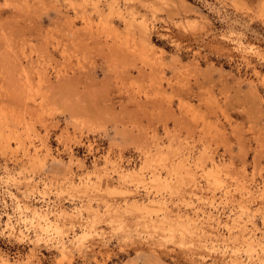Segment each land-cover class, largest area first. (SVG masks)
Masks as SVG:
<instances>
[{
  "label": "rangeland",
  "instance_id": "rangeland-1",
  "mask_svg": "<svg viewBox=\"0 0 264 264\" xmlns=\"http://www.w3.org/2000/svg\"><path fill=\"white\" fill-rule=\"evenodd\" d=\"M111 1L0 0V198H11L0 213L60 239L0 237V261L264 264V0H115L114 12ZM132 168L169 182L155 199L171 215L206 216L205 250L154 243L135 215L113 220L154 196L119 178ZM51 194L44 231L23 205Z\"/></svg>",
  "mask_w": 264,
  "mask_h": 264
},
{
  "label": "bare ground",
  "instance_id": "bare-ground-1",
  "mask_svg": "<svg viewBox=\"0 0 264 264\" xmlns=\"http://www.w3.org/2000/svg\"><path fill=\"white\" fill-rule=\"evenodd\" d=\"M115 0H112L111 1V3L109 4V8H110V10L112 11V12H114V2ZM117 10V9H116ZM115 10V11H116ZM120 11V10H119ZM119 11H116V13L117 14H119V15H121V13L119 12ZM130 14V13H129ZM131 15V14H130ZM132 16V15H131ZM124 17V16H123ZM129 17V16H128ZM134 18V17H133ZM144 18V17H143ZM133 20V19H132ZM132 22H134V25L135 26H137L139 29H140V33H142L143 35L147 32L146 30H147V28H146V24H145V22L143 21V19L142 20H140V21H138V22H136V20L134 19V21H132ZM147 22V21H146ZM186 22V21H185ZM186 24V26H189V24L190 23H185ZM192 24V23H191ZM178 25V24H177ZM131 26V25H130ZM129 26V27H130ZM183 26V25H182ZM127 28V27H126ZM131 28V27H130ZM182 28V27H181ZM187 29V28H186ZM165 34V33H164ZM137 39V38H136ZM150 40V39H149ZM140 42H142L141 44H143V42L144 41H140ZM146 43V42H145ZM145 43H144V45H145ZM175 43H176V41H175ZM151 46H153V45H151ZM143 47H145V46H143ZM148 47V45L145 47V48H147ZM1 142V141H0ZM182 143V142H181ZM161 149V148H160ZM153 151V150H152ZM151 152V151H150ZM144 153V152H143ZM152 153V152H151ZM161 154H163V153H161ZM144 155V154H143ZM138 157V156H137ZM195 157V156H194ZM175 161V160H174ZM150 162V161H149ZM153 162V161H152ZM155 162H156V160H155ZM158 162H160V161H158ZM162 163V162H161ZM172 163V162H171ZM175 164H176V162H175ZM180 164V163H179ZM186 164H187V162H186ZM178 165V164H177ZM115 166V165H114ZM149 166V165H148ZM164 166V165H163ZM180 166V165H179ZM186 166V165H185ZM195 166V165H194ZM215 166H217L216 164H215ZM118 167H121V166H118ZM117 167V168H118ZM175 167V166H174ZM182 167H183V165H182ZM214 167V166H213ZM122 168V167H121ZM170 168V167H169ZM179 168L180 167H178V168H176L177 170H179ZM216 168V167H215ZM141 169V168H140ZM140 169L139 168H137V169H134V168H132V169H129L128 171H124V172H120L121 174H120V176H119V178H121V179H128L129 180V178L131 177H133L132 179H137V182L139 183V184H141V186L143 187V188H145V190L147 191V192H149V189L152 191V193H153V195L154 196H151V195H145V197H147V198H145L146 200H143V201H140V202H138V201H135V200H132L131 198V201L129 202V203H125L124 202V204H126V206H124V207H121L122 209H116L115 211H113L114 213L112 214V218H113V220L121 227V228H123L124 226H125V223L123 222V218L125 217V216H128V215H130V216H133V215H135V220L133 221V223H134V227H135V229H137V230H141V231H144V232H148L149 233V235H151V239L154 241V243H157V244H159L158 243V241H160V243L163 241V240H169V242L171 241V242H173V243H175L179 248H181L182 250H184V251H186V252H189L190 253V251H192L193 249H197V250H205V248H206V246H205V244L202 242L203 240V232H204V234H205V231L207 230V229H204L205 228V226H203L204 225V222H202V220L206 217H204L202 220L200 219V220H198V219H193L192 217H190V216H188V215H185L184 213V215L183 214H180V213H178V211L176 212V213H174L173 215H171L170 214V212L172 211H166V210H168L167 208H166V204L164 203V200H162V201H160V200H158V199H155V198H158L159 196H161V195H164L163 194V192H161V189L162 188H168V187H170V185H169V182L168 181H165L166 179L165 178H163V179H165V180H163L162 181V183H161V178L159 179V177L158 176H154L152 179H150V181L149 182H147V184L146 183H144V179H143V177L141 178V176H139V174H140ZM164 169V168H163ZM182 169H186L185 167H183ZM216 169H218V168H216ZM170 170V169H169ZM175 170V169H174ZM155 171V170H154ZM153 171V172H154ZM199 171V170H198ZM168 172V171H167ZM166 173V172H165ZM170 173H171V171H170ZM197 173V172H196ZM215 173V172H214ZM218 173V172H217ZM168 174V173H167ZM211 174H213V173H211ZM152 175V174H151ZM187 175H188V173H187ZM192 175V174H191ZM191 175H188V176H190L191 177ZM216 174H213V176H215ZM137 176V177H136ZM174 176H175V173H174ZM219 176V175H218ZM170 177V176H169ZM183 173L182 174H178V180H182L183 178ZM151 178V177H150ZM175 178V177H174ZM174 180V179H173ZM196 180V179H195ZM206 180V179H205ZM214 180V179H213ZM170 181H172V179H170ZM192 181H194L193 179H192ZM98 182V181H97ZM208 182V181H207ZM28 183H30V182H28ZM87 183V182H86ZM130 183H132V182H130ZM134 183H136V182H134ZM173 183V182H172ZM178 183V182H177ZM192 183V182H191ZM213 183V182H212ZM211 183V184H212ZM26 184V183H25ZM105 184V183H104ZM104 184H103V186H104ZM171 184V183H170ZM195 184V183H194ZM216 184H217V182H216ZM220 184V183H219ZM27 185V184H26ZM32 185V184H31ZM78 184H72L71 186H70V192H72V193H74L75 192V189L76 190H78V191H82L83 192V194H86V193H88L89 192V189L88 188H86V185L81 189V185H79V186H77ZM176 185V184H175ZM216 186V185H215ZM218 186V185H217ZM105 188H104V191L103 192H105V193H118V194H123V196H124V194H129V193H127L128 191H130V190H128L127 189V191H125V189L123 190V191H118L117 189H115V188H113V186H110L109 185V183L108 184H106L105 186H104ZM135 187H138V186H135ZM178 187V186H177ZM25 188V187H24ZM26 188H28L27 186H26ZM33 188V187H32ZM86 189L88 190V192L86 191ZM152 189H154V190H152ZM173 189V188H172ZM134 190V189H133ZM132 190V191H133ZM171 190V189H170ZM27 191H29V189L27 190ZM135 192L136 191H140L138 188H135V190H134ZM176 191V190H175ZM61 193H62V191H60ZM99 192V191H98ZM102 192V191H101ZM131 192V191H130ZM24 193V192H23ZM57 193H59V189L57 190ZM57 193H56V195H57ZM92 194V193H91ZM131 194H132V192H131ZM136 194V193H135ZM137 194H139V193H137ZM26 195V194H25ZM169 195V194H168ZM170 195H171V193H170ZM27 197H28V195H26ZM97 196V195H96ZM107 196V195H106ZM126 197V196H125ZM58 198V197H57ZM103 198V197H102ZM101 198V199H102ZM124 198V197H123ZM59 199V198H58ZM129 199V200H130ZM161 199V198H160ZM167 201V200H166ZM25 203V202H24ZM23 203V204H24ZM106 205H108L107 203H106ZM24 206V209H27V208H29V212H30V217H31V219H34L35 221H36V225H37V227L40 229V230H44L45 228H46V224H48V215L51 213H48V212H46V211H43V209L41 210V212H40V210L39 209H41V208H39L38 209V207H34V206H32V207H30L31 205L28 203V202H26L25 203V205H23ZM118 206H120V205H117V207ZM110 207V206H109ZM113 207L114 206H112L111 208L113 209ZM106 208V207H105ZM107 209V208H106ZM105 209V210H106ZM87 211H89L90 212V210L91 209H86ZM111 211V210H110ZM58 212H59V210H58ZM61 212V211H60ZM96 212V211H95ZM180 212H183V211H180ZM185 212V211H184ZM67 214H69L68 212H66ZM58 214V213H57ZM63 215H65V213H63ZM62 216V215H61ZM152 216V217H151ZM211 216V215H210ZM26 217H27V215H26ZM94 217V216H93ZM210 218V217H209ZM208 218V219H209ZM25 219V218H24ZM96 219V218H95ZM207 219V218H206ZM214 219H215V217H214ZM220 219V218H219ZM30 220V219H29ZM93 220V219H92ZM33 221V220H32ZM32 221H30V222H32ZM7 222H9V219H8V217H7ZM50 222V221H49ZM207 222V221H206ZM223 222V221H222ZM221 222V223H222ZM225 222V221H224ZM35 223V222H34ZM54 223V222H53ZM208 223V222H207ZM217 223V222H216ZM57 224V223H56ZM224 224V223H223ZM219 225V224H218ZM227 225V224H226ZM59 226V225H58ZM50 227V226H49ZM48 227V228H49ZM52 227V226H51ZM50 227V228H51ZM35 228V230H36V227H34ZM56 229H55V231L56 230H58V231H60L61 229L59 228V227H55ZM125 228V227H124ZM129 228V227H128ZM133 228V227H132ZM207 228V227H206ZM53 229H54V227H53ZM118 229H120V228H118ZM127 229V228H126ZM209 229V228H208ZM211 229H213V228H211ZM210 230V229H209ZM214 230H215V228H214ZM44 231H46V230H44ZM216 231V230H215ZM242 231V230H241ZM42 232V231H41ZM57 232V231H56ZM63 232V231H62ZM212 232V231H211ZM230 232V231H229ZM127 233V232H126ZM126 233H123V234H126ZM207 233H210V232H208L207 231ZM218 233V232H217ZM221 233V232H220ZM234 233V232H233ZM250 233V232H249ZM131 234V233H130ZM211 234H213V233H211ZM211 234H208V237H210L209 235H211ZM238 234V233H237ZM241 233H239V235H240ZM20 235V237H22V233L21 232H19V233H17V235H16V238H20V237H18ZM40 235L41 234H34L33 236H35L36 238H35V241L37 242V241H40L42 238L40 237ZM55 235V234H54ZM87 235V234H86ZM134 235V234H133ZM216 235H218V234H216ZM216 235H213V238H214V236L216 237ZM231 235V234H230ZM235 235V234H234ZM56 236V235H55ZM74 236V235H73ZM205 236H206V234H205ZM212 236V235H211ZM231 236H233V235H231ZM248 236H250V234L248 235ZM256 236V235H255ZM57 237V236H56ZM85 233H84V235H82V236H80V238L79 237H74L73 238V241H74V243H75V241L77 242V241H79V243L82 241V239H85ZM229 237V236H228ZM227 237V238H228ZM234 237V236H233ZM61 238V237H60ZM202 238V239H201ZM216 238H218V237H216ZM221 238V237H220ZM235 238V237H234ZM69 240H71L70 238H68ZM225 239H226V237H225ZM232 239V238H231ZM253 239V238H252ZM257 239V238H256ZM149 240V239H148ZM214 240V239H213ZM227 240V239H226ZM249 240V239H248ZM26 241V240H25ZM234 241V240H233ZM233 241H231V242H233ZM243 241V240H242ZM253 241V240H252ZM259 241V240H258ZM27 242H28V240H27ZM67 242V241H66ZM65 242V243H66ZM71 242V241H70ZM147 242V241H146ZM149 242V241H148ZM206 242V241H205ZM218 243V242H217ZM228 243V242H227ZM226 243V244H227ZM246 243H247V241H246ZM251 243V242H250ZM255 243V242H254ZM242 244V243H241ZM249 244V243H248ZM160 245V244H159ZM250 245V244H249ZM237 246V245H236ZM240 246V245H239ZM246 246V245H245ZM251 246H253V245H251ZM259 246V245H258ZM257 246V247H258ZM264 246V245H263ZM66 247V246H65ZM215 247V246H214ZM217 247V246H216ZM235 247V246H234ZM247 247V246H246ZM256 247V246H255ZM209 248V247H208ZM242 248V247H241ZM240 248V249H241ZM248 248V247H247ZM63 249H64V247L62 248V249H59V250H61V252H62V255H64L65 254V251H63ZM181 249H180V251H181ZM212 249V248H211ZM237 249H239L238 247H237ZM239 249V250H240ZM262 249V248H261ZM178 250V249H177ZM216 250V249H215ZM215 250H214V252H215ZM254 250V249H253ZM264 250V249H263ZM194 251V250H193ZM212 251V250H211ZM256 251V250H255ZM258 251V250H257ZM208 252H210V251H208ZM234 252V251H233ZM241 252V251H240ZM259 252V251H258ZM192 253V252H191ZM232 253V252H231ZM250 253V252H249ZM259 254V253H258ZM187 255V254H186ZM189 255V254H188ZM191 255V254H190ZM262 255V254H261ZM185 256V255H184ZM184 256H183V258H184ZM234 256V255H233ZM236 256H238L237 255V253H236ZM235 256V257H236ZM240 256V255H239ZM192 257V256H191ZM255 257V256H254ZM258 257V256H257ZM261 257V256H260ZM188 259H190V257H187ZM232 258V257H231ZM250 258V257H249ZM187 259V260H188ZM193 259V258H192ZM216 259V258H215ZM229 259V258H228ZM241 259V258H240ZM247 259V258H246ZM254 259H256V257L254 258ZM259 259V258H258ZM232 260H234L235 261V259H232ZM237 260V259H236ZM251 260V259H250ZM213 261V260H212ZM219 261V260H218ZM248 261V260H247ZM254 261V260H253ZM252 261V262H253ZM259 262V261H258ZM193 263H195V262H193ZM233 263V262H232ZM231 263V264H232ZM242 263V262H241ZM262 263V262H261ZM0 264H6V262H5V260L4 261H0ZM243 264V263H242ZM250 264V263H249ZM252 264V263H251ZM254 264V263H253Z\"/></svg>",
  "mask_w": 264,
  "mask_h": 264
},
{
  "label": "built area",
  "instance_id": "built-area-1",
  "mask_svg": "<svg viewBox=\"0 0 264 264\" xmlns=\"http://www.w3.org/2000/svg\"><path fill=\"white\" fill-rule=\"evenodd\" d=\"M138 188V187H137ZM139 194L143 195L144 191L140 190ZM167 196V195H163ZM1 197V196H0ZM4 199L0 198V203H3L4 200H9V195L5 194ZM6 198V199H5ZM34 198H39V203H41L40 206L43 209V211H46L48 213L53 212L57 209V204L60 202L58 198H56L55 195L51 194L48 197H44L43 200L39 196H34ZM11 200V198H10ZM55 209V210H54ZM3 211V210H2ZM0 237L6 238V239H13L16 238L17 233L21 232L22 237L20 235L21 239H27L31 238L32 240H35L34 234H41L40 237L42 238L39 243L45 242L47 244H57L59 242V237H56L51 230H47L46 232H41L39 230H35L34 228V222H28V221H22L23 218H18L17 213L9 214V222H7V217L4 213H0ZM52 215L49 214L48 218H51ZM24 239V240H25Z\"/></svg>",
  "mask_w": 264,
  "mask_h": 264
}]
</instances>
